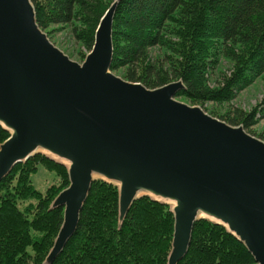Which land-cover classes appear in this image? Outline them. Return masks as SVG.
I'll use <instances>...</instances> for the list:
<instances>
[{
  "label": "water",
  "instance_id": "water-1",
  "mask_svg": "<svg viewBox=\"0 0 264 264\" xmlns=\"http://www.w3.org/2000/svg\"><path fill=\"white\" fill-rule=\"evenodd\" d=\"M114 0L81 63L38 26L31 0H0V180L38 151L67 161L69 185L53 200L63 222L45 263L76 230L91 184L119 185V220L139 196L173 203L168 264L185 256L194 222L224 224L264 264V140L110 70ZM202 214V216H200Z\"/></svg>",
  "mask_w": 264,
  "mask_h": 264
},
{
  "label": "trees",
  "instance_id": "trees-1",
  "mask_svg": "<svg viewBox=\"0 0 264 264\" xmlns=\"http://www.w3.org/2000/svg\"><path fill=\"white\" fill-rule=\"evenodd\" d=\"M113 1L31 0L49 40L64 32L75 50L74 44L61 49L81 61ZM112 41L110 70L123 79L150 89L180 80L184 87L175 98L200 106L229 102L264 72V0H117ZM221 61L229 72L212 80ZM207 112L264 140L250 130L257 114L264 113V94L249 112ZM9 136L0 124V144ZM68 167L39 152L0 180V264H46L63 222V207L52 203L69 185ZM39 168L55 177L44 192L31 183ZM118 196V184L102 178L92 182L76 230L51 264H168L174 204L143 194L119 220ZM253 263L243 242L208 217L194 222L188 250L178 262Z\"/></svg>",
  "mask_w": 264,
  "mask_h": 264
},
{
  "label": "rangeland",
  "instance_id": "rangeland-1",
  "mask_svg": "<svg viewBox=\"0 0 264 264\" xmlns=\"http://www.w3.org/2000/svg\"><path fill=\"white\" fill-rule=\"evenodd\" d=\"M51 39L52 40L50 41L60 49L63 45H65V47H70L71 45L74 44L72 39L69 38L68 35H65L64 32H58L57 35L52 37ZM61 42H62V45L60 44ZM74 47H75V44L73 46V50H75ZM61 50L63 51V49ZM70 58L73 61H76L78 63H81L84 60L83 59L81 61L74 57H70ZM221 71L225 73L229 72V65L227 62L221 61V64L219 65L218 69H216L214 74L212 75V80L218 78V75L220 74ZM263 94H264V72L260 76H258L254 81H252L248 86H246L244 89L237 91L234 94V97L229 102H225L221 104L213 103V102H206L203 104V106H200L198 104H190L186 100H182L179 97H176L175 99H177L178 101H182L188 105L200 106L203 110L206 109V113H208L207 111H210V110H212L213 112L224 113L227 110L232 111L233 109H239L245 112H249L258 106L259 102L261 101L263 97ZM256 118L257 120L255 121L254 125L251 127L250 130L254 134L259 133L261 135H264V113L262 112L258 113ZM39 152L46 153L44 151H38L36 153H39ZM62 162L67 164L66 161H62ZM54 182H55V177L52 175V173L46 171L43 168H39L37 172L31 175V183L33 187L39 190L40 192H44L47 186H49L50 184ZM166 202L173 204L169 201H166Z\"/></svg>",
  "mask_w": 264,
  "mask_h": 264
},
{
  "label": "bare ground",
  "instance_id": "bare-ground-1",
  "mask_svg": "<svg viewBox=\"0 0 264 264\" xmlns=\"http://www.w3.org/2000/svg\"><path fill=\"white\" fill-rule=\"evenodd\" d=\"M205 111V110H204ZM49 154V153H48ZM53 156V155H52ZM55 158H58V157H56V156H54ZM60 159V158H59ZM60 160H62V161H65V160H63V159H60ZM67 162V161H66ZM68 164V163H67ZM200 216H202V214L200 215Z\"/></svg>",
  "mask_w": 264,
  "mask_h": 264
}]
</instances>
